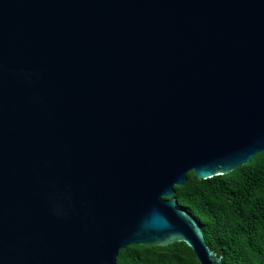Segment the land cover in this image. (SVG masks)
Here are the masks:
<instances>
[{"label": "water", "instance_id": "1", "mask_svg": "<svg viewBox=\"0 0 264 264\" xmlns=\"http://www.w3.org/2000/svg\"><path fill=\"white\" fill-rule=\"evenodd\" d=\"M259 153L264 0H0V264H223L173 187Z\"/></svg>", "mask_w": 264, "mask_h": 264}, {"label": "trees", "instance_id": "2", "mask_svg": "<svg viewBox=\"0 0 264 264\" xmlns=\"http://www.w3.org/2000/svg\"><path fill=\"white\" fill-rule=\"evenodd\" d=\"M177 208L198 225L208 250L223 264H264V154L223 179L186 174L173 187ZM115 264H199L181 242L165 247L127 246Z\"/></svg>", "mask_w": 264, "mask_h": 264}]
</instances>
